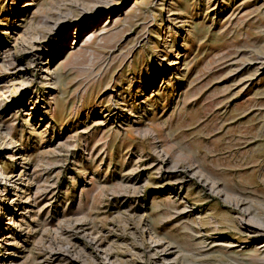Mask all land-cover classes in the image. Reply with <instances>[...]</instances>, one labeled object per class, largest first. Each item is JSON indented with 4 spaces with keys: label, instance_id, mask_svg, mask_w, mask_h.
<instances>
[{
    "label": "rangeland",
    "instance_id": "obj_1",
    "mask_svg": "<svg viewBox=\"0 0 264 264\" xmlns=\"http://www.w3.org/2000/svg\"><path fill=\"white\" fill-rule=\"evenodd\" d=\"M27 1L0 0V264H264V0Z\"/></svg>",
    "mask_w": 264,
    "mask_h": 264
},
{
    "label": "bare ground",
    "instance_id": "obj_2",
    "mask_svg": "<svg viewBox=\"0 0 264 264\" xmlns=\"http://www.w3.org/2000/svg\"><path fill=\"white\" fill-rule=\"evenodd\" d=\"M33 4H35V2L34 1H32V0H30V1H27L26 2V7L28 6H30V5H33ZM18 12V11H17ZM106 21V20H105ZM114 21V20H113ZM78 27V26H77ZM5 144V143H4ZM6 145V144H5ZM9 145V144H8ZM8 147V146H7ZM1 150V149H0ZM13 154V153H12ZM13 177L14 176H12V175H10V173L7 171V170H5V169H3V166L2 165H0V179H1V181H0V187H4L5 189H7V186L9 187V183H13V182H15V180L13 179ZM11 186V185H10ZM1 189V188H0ZM10 206V205H9ZM3 207V206H2ZM9 210V209H8ZM14 213V212H13ZM4 223H2V218L0 219V230L1 229H4Z\"/></svg>",
    "mask_w": 264,
    "mask_h": 264
}]
</instances>
